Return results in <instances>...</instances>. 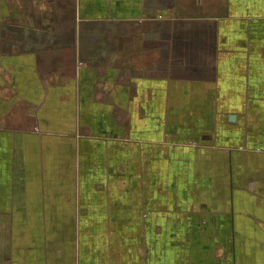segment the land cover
I'll return each instance as SVG.
<instances>
[{"label": "crops", "instance_id": "1", "mask_svg": "<svg viewBox=\"0 0 264 264\" xmlns=\"http://www.w3.org/2000/svg\"><path fill=\"white\" fill-rule=\"evenodd\" d=\"M0 264H264V0H0Z\"/></svg>", "mask_w": 264, "mask_h": 264}]
</instances>
